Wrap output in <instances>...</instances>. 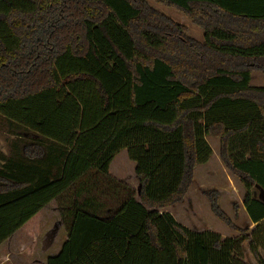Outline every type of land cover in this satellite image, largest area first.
Masks as SVG:
<instances>
[{"label": "trees", "instance_id": "trees-1", "mask_svg": "<svg viewBox=\"0 0 264 264\" xmlns=\"http://www.w3.org/2000/svg\"><path fill=\"white\" fill-rule=\"evenodd\" d=\"M0 0V119L24 133L0 169V247L40 233L55 202L67 240L47 264H264V0ZM221 146L252 231L194 232L164 211ZM135 164L140 201L110 167ZM234 206V213L237 214Z\"/></svg>", "mask_w": 264, "mask_h": 264}, {"label": "rangeland", "instance_id": "rangeland-1", "mask_svg": "<svg viewBox=\"0 0 264 264\" xmlns=\"http://www.w3.org/2000/svg\"><path fill=\"white\" fill-rule=\"evenodd\" d=\"M147 2L153 9L174 23L183 26L187 30L188 37L200 43L204 42L203 31L175 8L164 6L154 0ZM251 86L264 88V76L260 72H253ZM20 131L0 119V169L6 165V159L11 158L15 141H23L25 134ZM207 142L213 152L211 159L207 164L195 168L193 184L185 200L180 205L170 207L164 212L169 213L179 224L194 232L209 231L222 237L223 235L229 237H236L237 235L238 237L236 231L221 223L212 214L204 193L218 192L222 212L238 229L252 231L254 228L244 216L243 211L245 190L239 179L224 166L220 156V142L214 138H208ZM110 173L114 179L135 190L138 188L135 164L129 160L126 150L121 151L115 157L110 167ZM235 205L238 209L237 214L234 213ZM40 224L41 230L37 237L30 238L20 231L12 241V245H5L0 252V264H47L50 257L58 254L67 240V233L62 225L55 202L42 211ZM54 228H57V234L52 245L48 247V236Z\"/></svg>", "mask_w": 264, "mask_h": 264}, {"label": "water", "instance_id": "water-1", "mask_svg": "<svg viewBox=\"0 0 264 264\" xmlns=\"http://www.w3.org/2000/svg\"><path fill=\"white\" fill-rule=\"evenodd\" d=\"M257 189L259 190V194L255 193V197H258L261 201L264 202V190L258 186H257ZM136 192H137V199H138V201H140V187H139V185H138V188L136 189ZM56 234H57V228H54L52 233L48 236V238H49L48 247H50L52 245V243L56 237Z\"/></svg>", "mask_w": 264, "mask_h": 264}, {"label": "crops", "instance_id": "crops-1", "mask_svg": "<svg viewBox=\"0 0 264 264\" xmlns=\"http://www.w3.org/2000/svg\"><path fill=\"white\" fill-rule=\"evenodd\" d=\"M204 34V33H203ZM181 204V203H180ZM180 204H177V205H180ZM177 205H175V206H177ZM243 211H244V216L248 219V222L250 223V225L253 227V228H255V225L251 222V220H250V218H249V216L247 215V212H246V210H245V208H244V206H243ZM40 230H41V224H40ZM20 231H22L23 232V230H20ZM19 231V232H20ZM19 232H17L11 239H9L6 243H4L1 247H0V252H1V250L3 249V247L5 246V245H7V246H9V245H12V241L17 237L16 235L19 233ZM228 238L229 236H227V235H223V238ZM236 237H237V235H236ZM236 237H229V238H236ZM5 262H9V261H5ZM2 264H4V263H2Z\"/></svg>", "mask_w": 264, "mask_h": 264}]
</instances>
